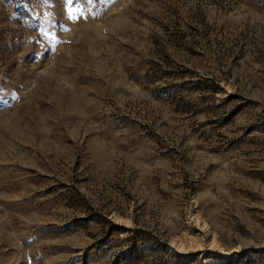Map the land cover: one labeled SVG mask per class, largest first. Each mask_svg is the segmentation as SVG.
I'll list each match as a JSON object with an SVG mask.
<instances>
[{"label": "rangeland", "instance_id": "1", "mask_svg": "<svg viewBox=\"0 0 264 264\" xmlns=\"http://www.w3.org/2000/svg\"><path fill=\"white\" fill-rule=\"evenodd\" d=\"M32 4L0 0V264H264V0Z\"/></svg>", "mask_w": 264, "mask_h": 264}, {"label": "trees", "instance_id": "2", "mask_svg": "<svg viewBox=\"0 0 264 264\" xmlns=\"http://www.w3.org/2000/svg\"><path fill=\"white\" fill-rule=\"evenodd\" d=\"M16 2H20L21 3V5H22V7H25V9H27V11H28V8L29 7H33L32 5V3H33V0H15ZM26 5V6H25ZM28 6V7H27Z\"/></svg>", "mask_w": 264, "mask_h": 264}]
</instances>
